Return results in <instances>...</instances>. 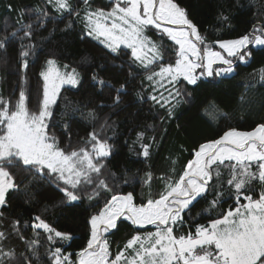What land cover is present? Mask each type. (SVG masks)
Masks as SVG:
<instances>
[{"label":"trees","instance_id":"16d2710c","mask_svg":"<svg viewBox=\"0 0 264 264\" xmlns=\"http://www.w3.org/2000/svg\"><path fill=\"white\" fill-rule=\"evenodd\" d=\"M174 2L186 10L206 46L250 34L254 26L264 25V0ZM111 3V0H90L91 9H109ZM72 5L79 16L76 12L72 15L56 12L47 0H0V39L19 30L16 37L10 38L6 49H0V96L15 102L23 89L29 108L35 111L43 99L41 72L47 61L67 66V71L75 69L79 83L60 90L47 121L49 135H54L59 147L66 152L81 147L90 150L86 141L93 130L111 145V154L104 160L101 174H93L94 183L79 186L81 198L78 201H68L61 187L70 186L54 176L26 171L22 165L9 169L18 188L10 190L8 205L0 208L3 212L0 232L6 236L0 241V249L13 251L16 259L22 261L21 254L32 258L29 249L34 247L39 261L33 258V264H51L50 252L55 247H62L63 254H71L70 260L76 261V254L87 246L90 238L91 216L113 195L131 192L137 204L146 202L149 194L159 198L158 194L164 189L161 177L178 178L201 143L218 139L232 128L249 131L264 123V79L260 72L264 68V48L249 46L252 56L246 64L233 58L235 73L226 78L200 79L196 85H188L181 79L175 85L181 90L180 103L176 104L169 96V90L174 92L172 85L155 90L146 79L149 72L138 66L139 62H134L128 48L120 47L117 55L99 39L87 35L82 10L86 6L82 0H72ZM221 15L229 19L223 21ZM69 23L71 27H67ZM27 24H32V36L21 39L23 25ZM147 34L153 41L164 44V59L159 63H173L175 45L165 36L161 40V34L153 29H148ZM22 51H28L29 55L22 57ZM24 61L27 68L22 66ZM150 67L155 71L159 69L155 64ZM93 74L106 84L101 86L94 82ZM121 85L124 90L117 103L114 102L116 89ZM161 94L176 104L171 116L166 108L150 99L151 96L161 99ZM90 113L98 119L92 120ZM105 121L107 126L102 128ZM138 133L144 136L138 139ZM144 145L148 146V157L143 155ZM148 174L151 180L145 183ZM99 179L111 190L97 188ZM228 187L225 185V189ZM262 189L254 182L253 191L247 194L256 199ZM96 192L99 195H95ZM213 198L214 193L210 192L207 201ZM244 202L241 197L240 203ZM236 206L235 196L228 195L227 191L221 204L208 211H203L208 203L200 198L191 211L186 210V223L176 234L194 233L197 225H208L211 219L220 218ZM37 216L57 231L71 234L72 239L48 241V233L32 226ZM153 228L149 225L141 229L121 220L118 229L107 235L110 236V252L114 256L133 235ZM33 241L36 243L32 244Z\"/></svg>","mask_w":264,"mask_h":264},{"label":"snow or ice","instance_id":"6c2138e0","mask_svg":"<svg viewBox=\"0 0 264 264\" xmlns=\"http://www.w3.org/2000/svg\"><path fill=\"white\" fill-rule=\"evenodd\" d=\"M47 2L61 14L76 12L72 0ZM82 3L86 6L82 10L87 35L97 39L103 37L101 42L117 55L121 45L131 49L134 62H139L138 66L149 72L146 76L148 81L163 86L162 82L167 80L172 85L174 92L169 90V96L176 100V104L180 103L181 90L175 85L181 78L188 85H196L202 76L232 73L234 59L247 62L251 58L249 45L264 46L262 25L254 26L252 33L239 39L219 41V48L227 56L211 47L201 50L193 38L200 44L204 43V38L188 18L186 10L174 0H112L108 11L90 10V0H82ZM42 15L46 16L47 12H42ZM76 15L79 16V13L76 12ZM221 19L227 21L229 18L221 15ZM149 26L161 31V40L166 36L179 46L174 64L159 63L164 59V44L146 36ZM23 27L24 36L21 39L31 38L32 24ZM67 27H71V23ZM18 31L0 39V49H6L10 38L16 37ZM28 55V51L21 52L22 57ZM47 64V70L41 72L43 99L37 110L29 108L23 89L15 102L0 96V208L8 205L10 190L18 188L10 168L22 165L26 171L35 170L54 176L70 186L61 187L65 197L69 201H78L81 198L79 186L93 184V174H101L104 160L111 154V145L107 140L100 139L95 130L89 133L86 141L90 150L81 147L66 152L59 147L56 137L49 135L47 121L52 116L51 106L56 103L63 85L75 86L79 83V74L75 69L62 73L54 60H48ZM154 64L158 65L159 71L151 69ZM214 65L221 67L214 68ZM22 66L27 68V61ZM197 69L203 71L197 74ZM260 72L264 79V68ZM92 78L101 86L106 84L96 74ZM123 90L124 85L116 89L114 102H119ZM150 99L166 108L169 116L172 115L176 104L164 98L163 94V103L156 96ZM90 117L98 119L94 113H90ZM106 126L107 121L101 125L102 128ZM143 136L144 133H138V139ZM143 155H149L147 145H144ZM194 157L178 178L174 175L161 177L164 189L158 194L159 198H152L149 194L146 202L137 204L131 192L113 195L98 214L91 216V235L87 246L76 254L77 260L71 261V254L65 255L62 247H55L50 252L51 264H264V191L256 199L247 194L253 191L254 182L264 187V123L251 131L232 128L218 139L201 143L194 150ZM172 171L174 173L175 169ZM150 180L151 174H148L145 183ZM225 185L229 187L225 189ZM96 186L111 190L103 179H99ZM226 191L228 195L235 196L237 206L234 209L220 218L211 219L206 226L197 225L194 233L176 234V230L186 223V210L191 211L200 198L208 203V208L203 211L216 208L223 201ZM210 192L214 193V198L207 201ZM241 197L247 202L241 204ZM89 199L92 197L89 196ZM121 220L141 229L151 225L155 230L133 235L113 256L105 234L118 229ZM35 221L33 228L48 233V241L56 243L57 239H72L71 234L57 231L39 216L35 217ZM20 238L24 239L23 235ZM4 239L5 233L0 232V241ZM29 251L32 258L21 254L23 259L18 261L13 251L0 249V264H33V258L39 261L38 251L34 247Z\"/></svg>","mask_w":264,"mask_h":264},{"label":"rangeland","instance_id":"374dc122","mask_svg":"<svg viewBox=\"0 0 264 264\" xmlns=\"http://www.w3.org/2000/svg\"><path fill=\"white\" fill-rule=\"evenodd\" d=\"M112 1V0H111ZM90 10H95V9H90ZM105 11H108V10H110V8L109 9H104ZM83 20H84V14H83ZM84 23H86L85 21H84ZM173 27H180V26H173ZM256 27H259V26H256ZM148 29H153V30H155V31H157L159 34H161V31L160 30H157V29H155V28H153L152 26H149V28ZM146 36H148V37H150L148 34H147V30H146ZM201 35V34H200ZM202 36V35H201ZM166 37V36H165ZM242 37V36H241ZM151 38V37H150ZM167 38V37H166ZM240 37H238V38H235V39H239ZM104 38L103 37H100L99 38V40L100 41H102ZM152 39V38H151ZM168 40H170L169 38H167ZM153 40V39H152ZM229 40H234V39H229ZM171 41V40H170ZM221 41H225V40H221ZM174 45H175V52H176V50H178V48H179V46L178 45H176L175 44V42L174 41H171ZM193 42H195V43H197V46L199 47V48H201V50H203V48L204 47H211L212 48V50H214V51H220L223 55H225V56H227V53H225V52H223V50L222 49H220L219 48V41H217V42H215L213 45H209V46H206V45H204V43L203 44H200L198 41H195V38H193ZM104 44V43H103ZM105 45V44H104ZM249 46H252L253 48H255V49H261V48H264V46H255V45H249ZM120 47H125L124 45H121ZM126 48V47H125ZM130 51H131V49H129ZM250 50V49H249ZM178 57L176 56V58H175V60L177 59ZM249 61V59L247 60V62ZM56 62V61H55ZM247 62H241L242 64H246ZM175 63V61L173 62V63H171V64H174ZM165 65H167V64H165ZM56 67L57 68H59V70L62 72V73H64V72H71V71H67L66 70V68L65 67H63V66H60L57 62H56ZM214 68H216V67H221V65H214L213 66ZM47 68H48V64L46 63V67H45V69H44V71H46L47 70ZM157 71H159V69L157 70ZM201 71H203V69H197L196 70V72H197V74H199ZM235 73V69H234V71L232 72V73H229V74H226V75H222V76H215V74L213 75V76H202L200 79H205V78H213V79H216V78H226V77H228V76H230V75H232V74H234ZM182 79V78H181ZM199 81V80H198ZM44 82V81H43ZM152 83V85L154 86V89L155 90H160V89H164V88H169L171 85L167 82V80H165V81H163L162 82V84H163V86H161L160 84H157V83H155V82H151ZM65 86H72V85H63L62 87H61V89L63 88V87H65ZM53 106V105H52ZM52 106H51V110H52ZM230 130V129H229ZM253 130V129H252ZM228 131V130H227ZM238 131H244V130H238ZM249 131H251V130H249ZM224 134V133H223ZM222 134V135H223ZM221 135V136H222ZM220 136V137H221ZM219 137V138H220ZM195 157L193 156V158L192 159H194ZM191 159V160H192ZM253 170H255V169H253ZM262 191H264V187H263V189H262ZM126 195V194H125ZM69 201V200H68ZM69 202H72V201H69ZM247 201L245 200V202L244 203H246ZM104 208V206L100 209V210H102ZM235 208V207H234ZM99 210V211H100ZM99 211L97 212V213H95V214H93V215H96V214H98L99 213ZM227 213V212H226ZM89 223H90V220H89ZM151 226V225H150ZM206 226V225H205ZM90 228H91V225H90ZM152 231H154L155 229L153 228V229H151ZM145 231H143V232H138L139 234H142V233H144ZM137 233V234H138ZM109 233H106L105 235L107 236ZM90 235H91V231H90ZM107 238H108V241H109V239H110V236H107ZM110 245V244H109ZM109 250H110V248H109ZM111 251V250H110Z\"/></svg>","mask_w":264,"mask_h":264}]
</instances>
